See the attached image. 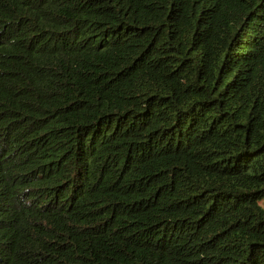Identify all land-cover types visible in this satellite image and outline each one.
Masks as SVG:
<instances>
[{"label":"trees","instance_id":"1","mask_svg":"<svg viewBox=\"0 0 264 264\" xmlns=\"http://www.w3.org/2000/svg\"><path fill=\"white\" fill-rule=\"evenodd\" d=\"M0 264H264V0H0Z\"/></svg>","mask_w":264,"mask_h":264}]
</instances>
